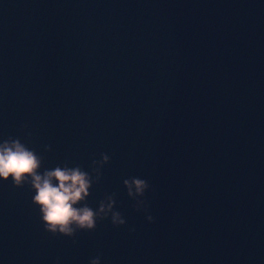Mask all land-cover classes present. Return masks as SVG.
I'll use <instances>...</instances> for the list:
<instances>
[{
  "label": "water",
  "instance_id": "water-1",
  "mask_svg": "<svg viewBox=\"0 0 264 264\" xmlns=\"http://www.w3.org/2000/svg\"><path fill=\"white\" fill-rule=\"evenodd\" d=\"M9 137L125 224L53 236L0 180V264H264V0H0Z\"/></svg>",
  "mask_w": 264,
  "mask_h": 264
},
{
  "label": "clouds",
  "instance_id": "clouds-1",
  "mask_svg": "<svg viewBox=\"0 0 264 264\" xmlns=\"http://www.w3.org/2000/svg\"><path fill=\"white\" fill-rule=\"evenodd\" d=\"M50 150V148H46ZM100 161L93 160L94 165L103 164L110 160L107 154L101 153ZM43 156L36 154L34 149H29L19 139L9 137L0 143V180L8 182L11 180L14 187H23L29 183L34 189L35 195L32 203L38 206L40 219L45 231L53 236L74 237L78 231H94L98 221L111 218L115 227L125 224L122 213L113 210L115 201L108 198L109 203L105 205L100 201L98 210H93L86 203L77 207L79 202L89 196V187L92 177L88 172L82 171L80 166L68 168L67 166H56L54 169H44L41 173ZM99 179L100 169L93 168ZM128 194L132 196V186L136 192L144 195L145 189H149V183L140 178L125 180ZM144 210L147 211V202L143 201ZM136 207V206H134ZM137 210L139 208L137 207ZM149 222H153L151 215L147 216ZM135 232L134 228L129 229ZM75 243V241H73ZM89 264H101V255L92 258Z\"/></svg>",
  "mask_w": 264,
  "mask_h": 264
}]
</instances>
